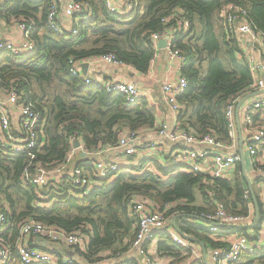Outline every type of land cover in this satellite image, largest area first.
I'll return each instance as SVG.
<instances>
[{"label": "trees", "instance_id": "obj_1", "mask_svg": "<svg viewBox=\"0 0 264 264\" xmlns=\"http://www.w3.org/2000/svg\"><path fill=\"white\" fill-rule=\"evenodd\" d=\"M50 1L5 0L0 9L5 22L24 19L33 23L31 52L15 55L0 51V91L15 89L24 94L22 98L41 116L39 140L26 150L16 151L13 144L19 137L8 142L0 126V209L8 218L1 236L12 246L8 264H21L15 243L21 223L30 218L58 230L87 233L83 250L70 246L72 264H142V259H126L137 229L127 204L132 196L147 198L166 217H176L175 230L203 242L206 252L228 245L219 240L228 229L247 235L248 227L242 225H224L216 232L200 226L202 221L210 224L204 217L213 214L217 204L231 215L249 214L253 202L251 193L245 197L248 186L239 162L231 180L187 171L167 154L162 156L163 162L148 156L119 165L109 176H95L96 153L114 147L122 129L139 132L153 127L154 109L144 97L129 103L123 94L106 91L100 83H85L83 76L69 71L68 61L113 54L123 64L145 73L154 53L150 36L175 26L177 16L184 17L189 32L175 31L171 45L186 60L181 73L187 85L177 97L181 106L177 124L197 136L210 133L230 142L226 106L250 89L253 77L236 38L226 34L218 12L227 3L242 6L247 21L264 40V0H130L135 5L124 15L109 14L103 0H75L89 9L76 19L77 33L65 35V40L47 23ZM169 15L176 17L164 22ZM11 132L18 136L16 128ZM70 137H76L82 146L72 157ZM56 167L62 168L60 173L51 175ZM74 167L83 170L89 186L72 182ZM40 169L45 181L39 193L31 179ZM253 191L258 200V191ZM258 203L259 218L252 230L259 228L263 217ZM158 237L157 252L170 257L171 264L192 256V245H198L188 240L191 245L182 247L165 231L158 232ZM107 259L110 261L103 263ZM190 264L204 262L198 258ZM238 264H264V256H248Z\"/></svg>", "mask_w": 264, "mask_h": 264}, {"label": "built area", "instance_id": "obj_2", "mask_svg": "<svg viewBox=\"0 0 264 264\" xmlns=\"http://www.w3.org/2000/svg\"><path fill=\"white\" fill-rule=\"evenodd\" d=\"M5 0H0V9ZM106 11L111 15H124L129 12L135 5L127 0L126 10L121 12L117 9L114 0H103ZM88 6L86 3H80L75 0H51L47 10V23L56 34L61 35L63 39H67L69 35H75L77 30L74 28L76 19L87 14ZM219 16L225 25L226 34L233 35L242 55L245 58L253 82L249 86V90L242 96L229 100L225 109V118L227 120L228 129L231 134V141L225 142L210 133H204L197 136L194 133L180 129L177 121L181 106L177 97L182 94L186 88L187 80L182 75L177 82L165 81L162 86L163 99L172 108L175 114V124L170 127L167 123H162L156 132L158 135L168 138L172 142V146L165 145L154 140L140 142L139 132L120 130L116 144L112 149L121 153L124 157H130L137 153L139 148H144L145 154L162 158L168 154L175 165L187 171L201 172L212 178L222 179L227 170L235 167L236 156V125L235 111L239 100L255 89L264 90V40L246 19V10L235 3H227L219 10ZM176 17L169 15L163 19L164 22L170 21ZM16 22L20 31L19 37L14 41L11 39H0V51L7 50L15 55L31 52L33 42L31 32L33 23H27L24 19L13 20ZM177 25L167 26L162 31L153 33L150 36L151 43L155 47L156 42L163 37H167V45L170 55L181 60L180 65L185 62V58L179 54L177 50L171 48L174 40V33L178 29L184 34L189 32V22L182 17H176ZM68 35V36H65ZM156 49V47H155ZM155 51L150 59H155ZM94 59V61L102 62L111 66L125 65L119 61L113 54H105ZM89 59L75 61L69 59V71L74 75H81L85 83H100L106 91H117L125 97V101L133 103L140 97H143L139 85L133 80H116L112 78L103 79L101 76L94 77L92 75L82 74L81 65L89 63ZM89 67V65H88ZM3 93V99H0V126L6 132L7 141L13 142L18 138V142L13 144L16 151L33 148L39 140V132L37 130L40 122V113L32 105L22 98L24 94H19L15 89L0 91ZM247 100V99H246ZM245 102V101H244ZM244 122L248 125V135L245 138L246 151L252 159L253 167L258 171V185L260 188V202L263 207V217L261 224L257 230H252L247 235L236 234L234 236L219 239L227 242L226 247H216L210 251L214 264H237L245 260L248 256L262 257L264 256V153H260V147L264 144V128L254 125V114L264 115V95L256 96L245 102L243 105ZM16 128L18 136L12 135L11 129ZM76 137H70L71 143L74 145ZM78 151H82L81 144L79 147L72 146L69 157H72ZM165 151V153L163 152ZM100 151L96 156L100 155ZM119 163L106 159H97L94 162V174L97 177H106L115 173ZM121 166V165H120ZM72 182L80 183L85 186L90 185V180L84 176L81 168L74 167L70 171ZM45 176L43 170L40 169L34 176L32 182L36 184L37 191L40 193V187L44 183ZM88 189V188H87ZM85 190V189H84ZM87 190L83 191L86 193ZM209 194L212 190L207 191ZM247 187L244 194L247 197L250 194ZM252 195V194H251ZM43 198V197H42ZM128 208L131 215L135 216L134 221L137 227L134 239L131 242L132 249L137 250L142 259V264H158L155 257L159 255L157 252V241L159 240L158 232L165 231L170 238L182 247L188 248L190 242L183 238L172 226V218L165 216L154 202L142 196H132L128 200ZM249 214L231 215L227 213L222 204L216 205V211L213 214L205 215V221L210 224L208 227L216 232L220 231L224 225H242L247 226L255 223L253 215V203L249 205ZM8 218L6 213L0 209V264H8L11 259V244L3 239L1 233L6 229ZM29 239L31 243H29ZM65 244L66 246H75L83 250L88 241L87 233L82 230L66 232L58 230L54 227L35 220L26 219L21 223L19 237L15 243L18 259L21 264H61L58 254L54 251H48L42 248L39 243ZM192 258L202 259L200 250L192 248ZM73 258L69 256L65 258L63 264H72Z\"/></svg>", "mask_w": 264, "mask_h": 264}, {"label": "crops", "instance_id": "obj_3", "mask_svg": "<svg viewBox=\"0 0 264 264\" xmlns=\"http://www.w3.org/2000/svg\"><path fill=\"white\" fill-rule=\"evenodd\" d=\"M114 2L116 3L117 9L123 12L121 8L127 5V0H114ZM176 25H177V21H176ZM19 34H20V31L17 27L16 22L14 21L5 22L4 20L0 18V39H11L15 41L19 37ZM161 39H165L166 44L164 47H159L157 43L159 40L156 42V45H155L156 49L154 47V51L156 54L155 59L151 61L150 66L145 73L136 71L135 69H132L129 65L111 66V65H106L99 61H94V59L92 60L89 59L88 60L89 67H88L87 74L88 76L92 75L94 77H96V75L101 76L103 79H108V78H112L116 80L125 79V80H133L134 82H136L142 91L143 97L147 100L149 105L154 109V115H155L154 126L149 127V128H141L139 130L138 139L140 142H147L149 140L157 141L161 145L163 144L164 147H162V149L165 150V145L172 146L174 144H172V142L169 141L168 138L158 135L156 132V129H158V127L162 123H167L170 127H173L175 124V114L172 108L168 105V103L164 101L161 86L165 81L177 82L179 77L182 76L181 68L185 62L183 63V65L182 64L180 65L181 60L178 59L177 57H172L168 49L166 48L168 38L163 37ZM247 95H249V98H247L245 102H249V100H252V98L256 96L264 95V90L255 89L251 91L250 93H247ZM3 97H4L3 93H0V99H3ZM245 102L241 103V105L236 109L235 115H234L235 125H236V145H237V148L235 151L236 156H237L236 164L239 162L243 176L245 177L246 175V177H248L251 182L252 188L253 189L256 188L257 190L256 189L255 190L258 191L260 190L259 185L257 183L258 177H259L258 171L253 167L252 159L246 151L245 138L248 135V125L244 122L243 105ZM254 125L264 128V115L255 113L254 114ZM240 148H242V151H243L244 167H242V164H241ZM145 151L146 150L144 148H139L135 155L130 156V157H124L121 153H119L115 149L106 147L102 150L101 155L96 156L97 157L96 159L98 160L106 159V160L118 162L119 165H128L129 163H137V161L147 158L148 156H145V153H144ZM163 152L165 153V151ZM260 153H264V144L260 147ZM156 158L158 161L163 162L162 158H158V157ZM236 164H235L234 169L226 171L223 177L224 179L225 178H228V180L233 179L234 172L236 169ZM61 169H62L61 167L54 168L52 170L53 172L51 171V175L60 173ZM246 177H245V180H246ZM246 184L248 186L247 180H246ZM197 200H198V203L201 202L200 197H198ZM253 208H254L253 215L255 217L254 205H253ZM251 225L252 224L247 225L248 233L252 232V229L250 227ZM234 235H236V233L228 229L222 235V238L225 239V238H228ZM28 242L31 243V240L29 239ZM197 244L198 245H192V248L200 250L201 255H202V261L204 262L201 246L199 243ZM39 245L45 250L54 251L56 254H58L59 261L61 263L65 262V258L69 257L70 255L74 256L73 251H72L73 254H71L70 246H66L63 243L53 244V243H48V242L45 243L42 241L41 243H39ZM128 257H133L132 259L141 261L140 260L141 257L138 254L137 250L135 249L128 251L126 259ZM155 259L158 262V264H171V258L166 255L159 254L155 257ZM192 260H194V258H192V256H189V257L183 258L179 263H176V264H190ZM109 261L110 260L107 259L103 261V263H108ZM132 263L133 262L131 261L130 264ZM207 263L214 264L211 258L210 251L207 252Z\"/></svg>", "mask_w": 264, "mask_h": 264}, {"label": "water", "instance_id": "obj_4", "mask_svg": "<svg viewBox=\"0 0 264 264\" xmlns=\"http://www.w3.org/2000/svg\"><path fill=\"white\" fill-rule=\"evenodd\" d=\"M158 46L159 47H164L165 46V44H166V41H165V39H160L158 42ZM81 69H82V74L83 75H86L87 74V71H88V63H83L82 65H81ZM247 98H249V95H245V96H243L240 100H239V102H238V104H237V108L241 105V103H243ZM79 145H80V142L79 141H74V147H79ZM240 150H241V164H242V167H244V157H243V151H242V148H240ZM82 155H85L84 153H82ZM243 170H244V168H243ZM245 175V174H244ZM245 177H246V175H245ZM246 180H247V183H248V188L250 189V192H251V197H252V201H253V205H254V207H255V222L257 221V219H258V216H259V203H258V200H257V198H256V195L254 194V191H253V189H252V185H251V182H250V180H249V178L248 177H246ZM175 219H176V217H173L172 218V220H171V223H172V226L175 228ZM254 225V223H252V225L250 226V227H252ZM180 233V235L183 237V238H185L186 240H189V241H191V242H194V243H199L200 244V246H201V249H202V254H203V259H204V263L205 264H208L207 263V252H206V249L204 248V244H203V242H201V241H198V240H196V239H193V238H191V237H189V236H187V235H185V234H183L182 232H179Z\"/></svg>", "mask_w": 264, "mask_h": 264}, {"label": "rangeland", "instance_id": "obj_5", "mask_svg": "<svg viewBox=\"0 0 264 264\" xmlns=\"http://www.w3.org/2000/svg\"><path fill=\"white\" fill-rule=\"evenodd\" d=\"M121 10H122V11L126 10V6L122 7ZM144 153H145V152H144ZM145 156H151V155L145 154ZM255 189H256V188H255ZM256 190H257V189H256ZM258 193H259V195L261 196V194H260V190H258ZM260 202H263V199H262V198H260ZM197 203H198V200H197ZM190 220L193 221V219H190ZM200 226H201L202 228H205V229H206V227H208V223L202 221V222L200 223ZM208 228H209V227H208ZM240 263H242V261H241Z\"/></svg>", "mask_w": 264, "mask_h": 264}]
</instances>
